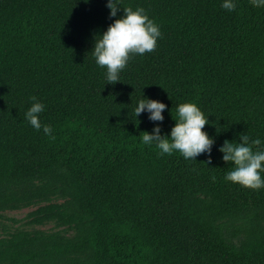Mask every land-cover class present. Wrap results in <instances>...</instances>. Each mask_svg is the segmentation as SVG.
<instances>
[{"label":"trees","instance_id":"1","mask_svg":"<svg viewBox=\"0 0 264 264\" xmlns=\"http://www.w3.org/2000/svg\"><path fill=\"white\" fill-rule=\"evenodd\" d=\"M223 2L120 0L162 38L112 84L91 53L107 0H0V213L36 206L29 224L74 230L13 231L0 264H264V188L226 181L218 150L239 133L264 143V7ZM33 96L50 136L24 119ZM143 96L166 104L162 122L135 116ZM186 101L214 143L195 161L141 139Z\"/></svg>","mask_w":264,"mask_h":264},{"label":"clouds","instance_id":"2","mask_svg":"<svg viewBox=\"0 0 264 264\" xmlns=\"http://www.w3.org/2000/svg\"><path fill=\"white\" fill-rule=\"evenodd\" d=\"M85 3L88 0H84ZM253 7H264V0H249ZM109 16L115 17L102 33L94 35L91 48L97 66L105 69L106 83H116L120 73L133 55H144L152 52L158 39L162 38L160 26L150 18L143 7H122L120 0H107ZM123 8V15L117 16ZM221 10L232 14L236 9L234 0H225ZM98 37V38H97ZM24 112V119L37 131L43 128L45 135L52 134L48 124H41L40 114L44 112V104L35 96ZM166 104L160 100L143 96L138 100L134 114L138 117L142 112L148 114L153 122H162ZM173 117V115H172ZM175 123L166 135H161L159 124H154L151 132L143 131L141 137L145 145H155L161 154L179 153L185 161L198 160L200 156H210L214 143L204 133L209 120L199 111L193 101L179 103L173 117ZM219 132V131H217ZM239 142L235 139L225 140L219 147L222 160L231 162L233 167L227 171L224 179L253 190L264 188V143L260 138L250 139L245 133H239ZM236 141V142H234ZM208 162V161H207ZM211 164L210 162H208Z\"/></svg>","mask_w":264,"mask_h":264},{"label":"rangeland","instance_id":"3","mask_svg":"<svg viewBox=\"0 0 264 264\" xmlns=\"http://www.w3.org/2000/svg\"><path fill=\"white\" fill-rule=\"evenodd\" d=\"M36 206L20 208L15 210H6L1 212L0 218V237H5L9 233L24 229V230H41L44 232L62 231L67 235H73L74 230L58 226L56 222L52 221L44 225H31L27 222V215Z\"/></svg>","mask_w":264,"mask_h":264}]
</instances>
